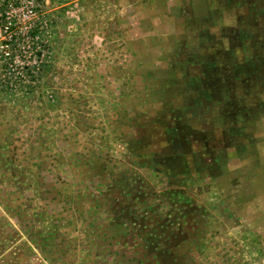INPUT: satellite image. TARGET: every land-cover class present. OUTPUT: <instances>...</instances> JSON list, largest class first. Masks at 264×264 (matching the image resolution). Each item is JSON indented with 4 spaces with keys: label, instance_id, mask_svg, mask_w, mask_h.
Masks as SVG:
<instances>
[{
    "label": "rangeland",
    "instance_id": "374dc122",
    "mask_svg": "<svg viewBox=\"0 0 264 264\" xmlns=\"http://www.w3.org/2000/svg\"><path fill=\"white\" fill-rule=\"evenodd\" d=\"M177 3L0 0V264H264V107Z\"/></svg>",
    "mask_w": 264,
    "mask_h": 264
},
{
    "label": "crops",
    "instance_id": "0c3cea01",
    "mask_svg": "<svg viewBox=\"0 0 264 264\" xmlns=\"http://www.w3.org/2000/svg\"><path fill=\"white\" fill-rule=\"evenodd\" d=\"M174 5L191 12L195 10V20L200 21L195 25L193 36L196 47L199 46L202 53H198L193 59L196 61L193 65L198 68V73L195 74L196 77L190 75V78L205 77L204 83L209 79L207 85L216 87V84L224 82L219 81L218 76L225 75L230 83L226 96L212 91V98L207 97L211 102L207 107H229V102L239 103L242 100V89L236 85L239 81L242 88L249 86L251 89V93L244 89L245 95H249L244 97V107H264L261 96L264 86V0H178ZM205 33L207 38L204 37ZM215 65L217 72L212 68ZM238 70L244 73H238ZM195 92L200 95L199 91ZM194 101L201 104L200 98Z\"/></svg>",
    "mask_w": 264,
    "mask_h": 264
}]
</instances>
